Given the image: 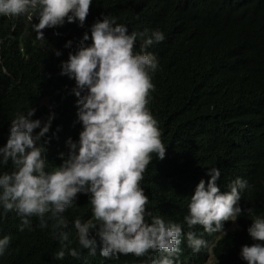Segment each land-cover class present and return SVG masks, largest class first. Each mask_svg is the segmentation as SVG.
Listing matches in <instances>:
<instances>
[{"label":"trees","instance_id":"obj_1","mask_svg":"<svg viewBox=\"0 0 264 264\" xmlns=\"http://www.w3.org/2000/svg\"><path fill=\"white\" fill-rule=\"evenodd\" d=\"M102 15L115 17L129 32L160 30L165 35L146 51L159 62L151 74L147 107L166 153L162 160L152 154L140 184L149 198L147 210L181 223L184 232L195 231L208 242L194 253L182 241L177 264H209L210 258L213 264H246L240 250L256 243L246 230L255 216L264 215V0H92L83 28L66 21L62 27L43 29L44 40L33 31L39 22L35 16L0 17V147L15 114L33 107V119L46 121L55 114L43 138L49 140L45 159L52 167L62 163L59 154L66 157V141H77L82 126L72 93L75 81L59 74L60 65L69 52L75 53L85 32L91 36V26ZM69 40L70 49L64 47ZM142 43L138 37L134 51ZM56 50L61 56L54 55ZM212 167L221 172L217 185L222 191L236 178L249 186L241 193L240 205L242 210L251 208L252 215L238 217L233 231L232 222H224L226 235L183 224L195 187L201 179L207 184ZM13 170L11 162L0 166V173ZM91 209L88 196L79 195L77 206L64 213L70 247L81 258L66 252L63 260L53 258L60 244L51 223L40 229L32 217L33 230L21 232L20 217L9 212L0 219V238L10 237L0 264H142L146 257L104 258L99 248L88 256L78 244L74 221L95 223Z\"/></svg>","mask_w":264,"mask_h":264},{"label":"clouds","instance_id":"obj_2","mask_svg":"<svg viewBox=\"0 0 264 264\" xmlns=\"http://www.w3.org/2000/svg\"><path fill=\"white\" fill-rule=\"evenodd\" d=\"M91 4L92 0H0V17L35 16L39 22L32 25L33 31L44 40L43 29L62 27L66 21L83 28ZM90 33L89 37L85 32L75 53L69 52L67 61L61 62L59 73L75 81L72 93L82 126L79 139L68 138L66 157L60 153L62 163L52 167L45 159L44 145L49 140L43 138L55 114L50 113L46 121L33 119V107L15 114L7 141L0 147V166L11 162L14 169L0 173V219L14 212L20 217L21 232L33 230L32 217L40 229L51 223L53 238L60 244L53 258L63 260L67 252L80 259L81 253L70 247L69 232L64 230L68 227L64 213L77 206L79 195H86L95 223L76 219L74 228L88 256H95L99 248L104 258L133 254L146 257L142 264H177L182 241L194 253L208 242L195 231L184 232L181 223L147 210L149 198L140 184L152 154L162 160L166 153L157 121L147 107L151 74L159 62L146 51L164 41L165 35L160 30L129 32L108 15H102ZM138 37L143 43L134 51ZM89 39L92 43L86 44ZM72 46L71 40L64 45ZM61 54L54 51L57 57ZM206 174L210 179L207 184L201 179L195 187L183 224L226 235L224 222L235 224L242 214L252 215L251 208L242 210L240 205L248 182L236 178L228 191H222L217 185L220 170L212 167ZM246 231L256 243L242 246L240 258L246 264H264V215L255 216ZM9 245V236L0 238V256Z\"/></svg>","mask_w":264,"mask_h":264},{"label":"rangeland","instance_id":"obj_3","mask_svg":"<svg viewBox=\"0 0 264 264\" xmlns=\"http://www.w3.org/2000/svg\"><path fill=\"white\" fill-rule=\"evenodd\" d=\"M238 228V226H237V224H236V222H235V224H233L232 223V226H231V228H230V230H236ZM229 232V231H228ZM214 263V260L212 259V258H210V260H209V264H213Z\"/></svg>","mask_w":264,"mask_h":264}]
</instances>
